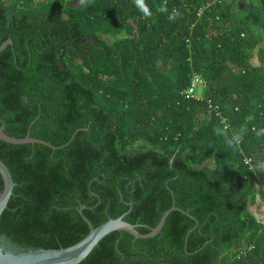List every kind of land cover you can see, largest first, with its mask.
I'll return each mask as SVG.
<instances>
[{
    "label": "trees",
    "instance_id": "1",
    "mask_svg": "<svg viewBox=\"0 0 264 264\" xmlns=\"http://www.w3.org/2000/svg\"><path fill=\"white\" fill-rule=\"evenodd\" d=\"M8 39L0 127L60 149L0 142L4 252L75 245L82 206L146 235L174 205L158 236L113 233L81 264H264V0H0Z\"/></svg>",
    "mask_w": 264,
    "mask_h": 264
},
{
    "label": "water",
    "instance_id": "2",
    "mask_svg": "<svg viewBox=\"0 0 264 264\" xmlns=\"http://www.w3.org/2000/svg\"><path fill=\"white\" fill-rule=\"evenodd\" d=\"M13 15L14 13L12 12V15L9 18L10 20L12 19ZM12 45V40L8 39L0 47V53H2L8 46ZM0 142L13 146L42 145L50 148L53 151L60 149L53 147L50 143L30 138L29 133L23 139H16L10 137L6 135L4 126L0 127ZM0 176L3 180V190L0 192L1 218V216L8 207L9 200L13 195V189L16 187V184L13 182L8 168L4 165L1 160ZM85 209L86 207L82 206L78 210V213L81 219L88 226L89 233L75 245L58 250H30L27 252L20 253L4 252V250L0 248V264H81L98 246V244L107 236L113 233H126L132 236L135 240H146L154 238L161 233L169 215L173 212L180 211L173 205L171 209H169L162 215L159 223L155 228L151 229L148 234L142 235L137 232V229L139 228L138 225H131L124 221V218L127 216V213L123 214L117 219H109L106 223L94 228L90 221L83 215V211ZM182 213L189 216L186 212Z\"/></svg>",
    "mask_w": 264,
    "mask_h": 264
},
{
    "label": "rangeland",
    "instance_id": "3",
    "mask_svg": "<svg viewBox=\"0 0 264 264\" xmlns=\"http://www.w3.org/2000/svg\"><path fill=\"white\" fill-rule=\"evenodd\" d=\"M50 0H37V3H45ZM70 6H76L82 3L83 0H65ZM145 144H137L134 149H145ZM250 211L257 221L264 225V201L258 196L255 201L250 204Z\"/></svg>",
    "mask_w": 264,
    "mask_h": 264
},
{
    "label": "built area",
    "instance_id": "4",
    "mask_svg": "<svg viewBox=\"0 0 264 264\" xmlns=\"http://www.w3.org/2000/svg\"><path fill=\"white\" fill-rule=\"evenodd\" d=\"M202 89H203V82L201 78L194 75L191 87L182 95H184L187 99L191 98V99L199 100L202 98L201 97ZM213 109L216 110L217 108L213 107Z\"/></svg>",
    "mask_w": 264,
    "mask_h": 264
}]
</instances>
